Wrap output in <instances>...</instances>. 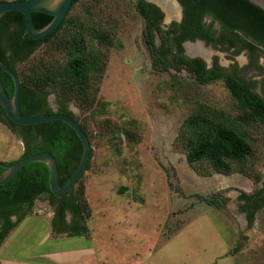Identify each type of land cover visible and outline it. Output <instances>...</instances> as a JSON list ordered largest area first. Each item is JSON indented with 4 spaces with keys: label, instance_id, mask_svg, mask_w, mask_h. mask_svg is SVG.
<instances>
[{
    "label": "rangeland",
    "instance_id": "rangeland-1",
    "mask_svg": "<svg viewBox=\"0 0 264 264\" xmlns=\"http://www.w3.org/2000/svg\"><path fill=\"white\" fill-rule=\"evenodd\" d=\"M88 6L89 0H81L71 14L88 16ZM90 8L102 27L114 34V42L119 41L102 49L106 65L94 107L83 111L74 101L67 103L85 125L91 143L90 167L82 177L91 209L86 219L87 234L54 236L55 206L40 196L27 210L35 215L23 218L5 245L10 250L15 247L16 253L24 257L33 248L54 249L60 263H65L61 252L72 247L92 250L83 255L81 263L264 262L259 254L264 205L251 221L246 217L244 198L263 186L264 123H249L254 153L245 164H232V172H217L207 161L189 163L178 139L183 120L196 100L237 115L228 89L222 81L199 85L185 70L155 69L136 0H99ZM161 10L163 28L181 21V9L171 18ZM215 28L218 30L219 25ZM155 37L160 44L157 32ZM202 42L185 43L184 54L185 50L190 52L189 45H200L207 51L206 56L193 53V57H203L208 67L217 61L223 70L248 81L252 90L264 98L263 48L255 54L246 49L236 54V48L226 50ZM47 59L61 61L62 53L42 45L25 61L11 57L19 72ZM172 74L177 75L180 84L172 80ZM46 98L51 109L61 105L62 99L54 90ZM23 152L22 137L0 121V161L17 160ZM256 176L261 179L256 181ZM77 188L78 184L73 191ZM201 197L213 201L208 203ZM74 220L67 210L66 222L74 224Z\"/></svg>",
    "mask_w": 264,
    "mask_h": 264
},
{
    "label": "trees",
    "instance_id": "trees-1",
    "mask_svg": "<svg viewBox=\"0 0 264 264\" xmlns=\"http://www.w3.org/2000/svg\"><path fill=\"white\" fill-rule=\"evenodd\" d=\"M1 1V0H0ZM73 0L70 9L58 28L50 35L34 39L25 32V18L19 11H8L0 19V59L11 67L20 79V107L26 116L51 113L46 110V95L54 90L63 102L74 101L83 111L94 107L99 83L106 65L103 47L115 45L114 34L102 27V21L92 14L90 8L99 0H89L86 7L88 16L71 14L76 3ZM183 5V18L180 23L173 22L167 29L161 21L163 12L147 0H136V10L145 21V36L152 56V66L162 72L174 69L185 70L193 76L199 85H209L222 81L239 112L219 109L216 106L195 101L190 114L183 120L178 139L183 144L186 159L189 163L207 161L217 172H232V164H245L254 150L249 138L248 125L252 122L264 123V98L255 93L251 85L235 72L225 71L215 61L212 67L200 57H189L184 54L185 40H204L214 47L223 46L234 53L248 50L255 54L258 48L264 49V10L249 0H178ZM211 16L206 22L205 17ZM35 29L46 25L52 16L42 12H33ZM219 24V29L215 28ZM158 33L160 44L156 43ZM42 45L62 53L63 60H39L19 72L11 57L25 61ZM6 90L13 95L12 78L0 69ZM174 82H180L172 74ZM180 84V83H179ZM105 107L102 104L101 109ZM70 115L71 112H68ZM0 119L9 128L21 136L24 152L21 157L48 151L52 153L59 167V181L64 184L77 168L82 145L78 142L79 155L58 154L57 147L67 148L73 145L74 130L59 120L47 121L32 125H20L8 118L0 104ZM79 125L88 135L80 119ZM129 136V132L125 131ZM89 137V136H88ZM92 155V151H91ZM91 159V156H90ZM90 159L87 169L90 167ZM15 161V160H13ZM10 161V162H13ZM4 167L0 166V174ZM78 179V188L74 187L61 197L55 196L49 186V168L42 161L23 165L6 183L0 184V217L4 221L0 238L15 226L11 216L17 215L18 221L36 198L44 196L55 206L53 227L69 234H87L86 219L91 209L82 182ZM256 176L255 180H260ZM263 186L252 195H244L245 208L252 218L256 210L264 205ZM205 199L208 203L213 200ZM222 207V201L220 203ZM74 216V224L66 222V211Z\"/></svg>",
    "mask_w": 264,
    "mask_h": 264
},
{
    "label": "water",
    "instance_id": "water-1",
    "mask_svg": "<svg viewBox=\"0 0 264 264\" xmlns=\"http://www.w3.org/2000/svg\"><path fill=\"white\" fill-rule=\"evenodd\" d=\"M73 0H1L0 1V19L8 11H19L24 15L25 18V32L27 35L34 39H41L52 32H54L61 24L62 20L66 16L68 10L71 7ZM178 5L179 9L182 10V6L178 0H173ZM253 4L259 6L264 10V0H249ZM33 12H42L52 16V19L43 27L35 29L33 23ZM183 14V12H182ZM182 18V15H181ZM203 41L201 39L186 40L189 41ZM202 43H205L203 41ZM149 49L147 41L145 42ZM151 54V51L149 49ZM185 54L189 57L194 55L185 50ZM203 58V57H202ZM204 59V58H203ZM205 60V59H204ZM0 69L6 72L13 80L14 91L13 95L10 96L6 90L5 84L0 77V104L10 120L20 125H32L47 121L59 120L68 124L77 133L81 140L82 154L79 164L75 171L69 176L64 184L59 181V167L55 156L48 152L42 151L33 153L24 157H21L13 162L0 161V166L4 167L3 172L0 174V184L6 183L12 178L17 171L25 164L42 161L49 168V186L52 193L61 197L68 191H70L76 184L78 179L87 170V165L91 156V143L88 135L81 128L79 123L69 114L63 112H51L37 115L26 116L21 113L20 107V79L15 71L5 64L0 59Z\"/></svg>",
    "mask_w": 264,
    "mask_h": 264
},
{
    "label": "crops",
    "instance_id": "crops-1",
    "mask_svg": "<svg viewBox=\"0 0 264 264\" xmlns=\"http://www.w3.org/2000/svg\"><path fill=\"white\" fill-rule=\"evenodd\" d=\"M34 216V213H26L23 215L20 220L18 221V217L16 215L11 216V221L15 222V226L9 230V232L6 234L4 238H0V264H98V263H81L80 260L83 257V255L88 253L90 250V247L83 249L72 247L68 249L67 251H62L61 253L65 255L64 261L65 263H60L59 253L56 250H45L40 251L39 249L33 248L26 254V256H19V252L16 253L15 247H12L10 250L7 245L9 241V237L12 233H14L17 230L18 223H20L23 218L27 216ZM4 227V221L0 217V234L3 231ZM62 233H65V235L69 234V231H57L54 227H52V234L54 236H63ZM13 246V245H12ZM41 255V257H39ZM41 260H38V259ZM59 260V262H58ZM101 264V263H100Z\"/></svg>",
    "mask_w": 264,
    "mask_h": 264
},
{
    "label": "flooded vegetation",
    "instance_id": "flooded-vegetation-1",
    "mask_svg": "<svg viewBox=\"0 0 264 264\" xmlns=\"http://www.w3.org/2000/svg\"><path fill=\"white\" fill-rule=\"evenodd\" d=\"M151 3H153L154 5H156L160 10L162 9L161 8V6L158 4V3H155V2H151ZM180 3V2H179ZM181 4V3H180ZM181 6H182V12H183V5L181 4ZM162 11V10H161ZM163 12V11H162ZM182 18H183V14H182ZM182 18H181V21H182ZM211 16L210 15H207L206 17H205V21L206 22H209V21H211ZM181 21H179V22H177V23H180ZM216 25H219L218 23H215V25L214 26H216ZM197 39H199V38H197ZM202 40V39H201ZM186 41V40H185ZM184 41V42H185ZM204 41V40H203ZM183 42V43H184ZM206 43V42H205ZM207 44V43H206ZM183 49H184V45H183ZM61 102V105H59L57 108H53V109H51L50 107H49V105H48V102H47V98H46V103H45V107H46V110L47 111H49V112H63V113H67V114H69L68 112H71L72 114H71V116L77 121V122H79L78 120H79V118L73 113V111H71L70 110V108L68 107V105H67V103L68 102H63V101H60ZM70 115V114H69ZM0 121H3V120H0ZM73 129V128H72ZM71 140H73L74 142H73V145H71L70 147H67V148H63V147H57L55 150H56V152L58 153V154H66V155H79L81 152H80V149L77 147V145H78V142L80 141L81 142V140H80V138L78 137V135H77V133L76 132H74V134H73V136H72V139ZM55 211V210H54ZM254 215H255V213H254ZM246 217L249 219V220H253L254 219V216L251 218L250 216H249V213L248 212H246ZM65 219H66V217H65ZM264 230L262 229L261 231H259V236H260V238H261V243H260V256L261 257H263L264 256V244H263V242H264ZM259 256V255H258ZM246 257V256H245ZM245 257H244V262H246V259H245ZM241 264H264V262H263V260H261L259 263H241Z\"/></svg>",
    "mask_w": 264,
    "mask_h": 264
},
{
    "label": "bare ground",
    "instance_id": "bare-ground-1",
    "mask_svg": "<svg viewBox=\"0 0 264 264\" xmlns=\"http://www.w3.org/2000/svg\"><path fill=\"white\" fill-rule=\"evenodd\" d=\"M153 1L159 3L162 6L168 18L175 17L178 14L179 7L175 1L173 0H153ZM188 50L192 52L191 54L196 53V54H202L205 56L207 54V51L198 44L189 45Z\"/></svg>",
    "mask_w": 264,
    "mask_h": 264
}]
</instances>
